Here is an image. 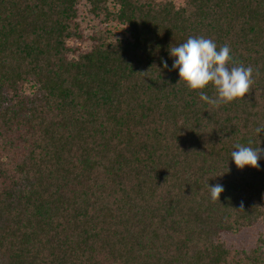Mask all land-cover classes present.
Masks as SVG:
<instances>
[{
	"label": "trees",
	"instance_id": "trees-1",
	"mask_svg": "<svg viewBox=\"0 0 264 264\" xmlns=\"http://www.w3.org/2000/svg\"><path fill=\"white\" fill-rule=\"evenodd\" d=\"M201 36L253 68L244 98L179 82ZM262 126L264 0H0V264H264V153L231 159Z\"/></svg>",
	"mask_w": 264,
	"mask_h": 264
},
{
	"label": "clouds",
	"instance_id": "clouds-1",
	"mask_svg": "<svg viewBox=\"0 0 264 264\" xmlns=\"http://www.w3.org/2000/svg\"><path fill=\"white\" fill-rule=\"evenodd\" d=\"M169 52L174 58L172 68L179 70V82L186 83L191 90H202L208 85L214 87L213 97H209L203 91L200 92L201 100L213 107L233 102L237 98H244L254 83L253 68L234 64L228 44L218 49L212 39L203 36L189 37L186 42L170 47ZM163 64L164 68H168L166 61ZM261 132H264V126L256 128L257 134ZM235 149L231 153V159L238 168L243 169L245 166L259 168V160L264 148L254 149L236 144ZM209 188L211 199L220 201V196L224 192L223 186L209 185ZM240 207L243 210V203Z\"/></svg>",
	"mask_w": 264,
	"mask_h": 264
},
{
	"label": "rangeland",
	"instance_id": "rangeland-1",
	"mask_svg": "<svg viewBox=\"0 0 264 264\" xmlns=\"http://www.w3.org/2000/svg\"><path fill=\"white\" fill-rule=\"evenodd\" d=\"M82 11V27H84L85 29V33L92 36L94 34H98V32L101 33V35H105L107 34L108 36H111L113 38L118 37V35H120V32H123L121 28H119L114 22H103L101 20V18H95L94 16H91L89 14H87L84 11V8L81 9ZM107 28V32H105L104 29ZM91 45V39L88 38L87 40H85V42L83 41V46L85 47H89ZM245 240H251L254 241V239L252 237L248 238L245 237ZM238 240H243V238L241 237H236V241Z\"/></svg>",
	"mask_w": 264,
	"mask_h": 264
}]
</instances>
